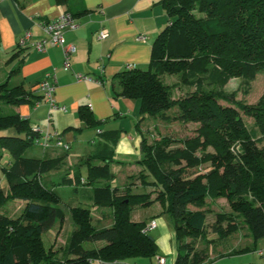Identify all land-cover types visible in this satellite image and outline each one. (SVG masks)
I'll use <instances>...</instances> for the list:
<instances>
[{
  "label": "trees",
  "instance_id": "obj_1",
  "mask_svg": "<svg viewBox=\"0 0 264 264\" xmlns=\"http://www.w3.org/2000/svg\"><path fill=\"white\" fill-rule=\"evenodd\" d=\"M163 5L170 22L155 38L149 65L121 71L114 77L119 85L115 94L137 101L144 119L197 127L193 136L182 138L163 134L150 142L143 136L142 155L135 162L141 169L131 175L135 181L128 187L111 181L121 130H100L103 122L88 105L79 107L78 116L96 130L97 151L49 185L50 172L62 167L70 148L52 145L63 150L56 157L27 155L32 146H39L41 135L14 107L37 106L44 94L39 84L41 94L12 82L24 58L0 83V160L5 154L10 157L2 167L9 191L0 187V209L13 200L25 203L17 217L0 211V264H91L97 259L114 263L155 257L158 243L143 231L150 221L132 219L134 207L155 202L172 219L175 264H204L212 246L242 230H247L252 245L228 253L257 250L264 238V93L255 103L238 99V93L241 83L249 84L264 71V0H164ZM87 11L66 12L76 17ZM166 75L179 80L167 83ZM235 79L240 86L231 89ZM180 85L191 89L176 98L174 89ZM242 114L254 119L255 129L247 127ZM201 166L209 169L189 171ZM136 179L150 190L133 192ZM56 186L85 187L90 193V204L69 207L75 227L61 255L47 249L43 240V233L66 217ZM219 198L227 200L229 210L216 211L215 220L208 223L213 212L208 200ZM107 207L112 209L111 224L99 225L101 218L96 224L93 211ZM211 233L216 237L209 238ZM101 241L102 246H85Z\"/></svg>",
  "mask_w": 264,
  "mask_h": 264
},
{
  "label": "crops",
  "instance_id": "obj_2",
  "mask_svg": "<svg viewBox=\"0 0 264 264\" xmlns=\"http://www.w3.org/2000/svg\"><path fill=\"white\" fill-rule=\"evenodd\" d=\"M163 2L164 0H71L69 4H62L57 0H22L20 4L16 0H0V83L7 79L20 58H24L21 69L12 77L15 84L24 83L26 89L41 94L36 86L49 74L56 75L54 97L57 103L66 106V111L52 110L45 100H41L37 106L22 105L17 111L40 130L62 135L70 144L64 163L68 159L77 162L96 152L98 148L96 130L88 128L78 116L81 105H88L95 117L103 122L100 130H121L115 157L120 155L121 159L127 156L137 160L141 157V140L147 133H151L150 126L146 124L151 120L143 118L137 101L116 96L115 91L119 89V85L114 77L127 67L146 68L149 65L155 38L170 22ZM82 9L88 11L77 14V26L64 32L63 46L47 45L46 51L43 52L34 47L33 42L48 37L43 23L57 20L67 10L77 12ZM103 29L108 35L100 39L98 35ZM29 33L30 36L26 39ZM140 36L143 40L139 39ZM64 47H75L70 53L67 68ZM18 50L22 53L12 59ZM80 73L100 78L103 83L80 81L76 77ZM152 126L156 130L154 123ZM88 129L94 133L89 134L86 131ZM88 142L93 146L89 147ZM37 148L40 155H33L36 157H56L63 152L55 146L46 151L40 146ZM118 161L119 165L140 170L136 163L123 159ZM61 169L50 173L48 180L53 178L55 181L54 176L58 175L56 172ZM81 171L83 173V169ZM58 187L60 186H56L57 190ZM70 187L75 189L74 186ZM82 188L78 187L77 192L87 195L85 199L90 201L89 190ZM86 201L84 203H88ZM100 213L99 223L111 224V213L105 209H100ZM132 219L146 223L156 220L157 226L149 234L156 239L159 251L155 257L129 259L121 264H161L158 261L161 256L166 259L164 264H175L177 241L172 219L164 212L162 205L155 202L148 207L136 206L132 211ZM243 240L236 239L237 248L234 249L252 245L251 238L245 237Z\"/></svg>",
  "mask_w": 264,
  "mask_h": 264
},
{
  "label": "rangeland",
  "instance_id": "obj_3",
  "mask_svg": "<svg viewBox=\"0 0 264 264\" xmlns=\"http://www.w3.org/2000/svg\"><path fill=\"white\" fill-rule=\"evenodd\" d=\"M165 80L167 83L175 84L178 82L179 78L177 76L166 75ZM240 83H241L240 80L235 79L232 81L230 88L232 89V88L238 87L240 86ZM190 89L191 88L184 86V85H180L178 87L175 86L174 96L176 98L181 97L183 96V94H185ZM239 89L240 90L238 93V99H241L247 103L257 102L258 99L261 97V95L264 93V71L260 72L256 76V78L253 81H251L249 84L241 83V86ZM222 103L226 104L224 101H222ZM14 109H17V107H14ZM242 116L249 129L256 128L254 119L252 117H249L245 114H242ZM149 121L150 122H147L146 124L150 126L151 133H147L146 136L150 142H153L155 139L160 138L161 135L163 134H170L174 137H179V138L187 137L191 135L193 136L195 134V129L197 127V124L195 123H189L188 125H185L181 122L167 123L160 119H149ZM152 123H154V126H156V130L152 126ZM86 131H88L89 134L94 133L93 130L91 129H88ZM88 146L92 147L93 145L88 142ZM43 151H46V150H43ZM27 155H40V151L37 148V146H32L28 150ZM115 159H116V162L112 164V171L114 173V177L111 181L114 186H117L123 189L125 187L130 186V183H133L132 181H135L131 175L138 173L139 170H136V168L134 169L133 167H130V166H123L122 164L119 165L118 160L123 159L124 161H130V162L135 163L137 158L123 156L121 159L120 155H118L115 157ZM9 161H10V157L8 154H5L3 158L0 160V187H2L5 192L9 191V185L5 178L2 167L7 166L9 164ZM74 162L77 163L78 161L76 162L74 159H68L67 162L63 163L61 167L62 169L59 172H56V174L58 173V175L54 176L56 177L55 181H58L57 177H60L62 174L69 171L72 168V166H75ZM82 169H83V175L86 176L87 169L85 167H83ZM207 169H209L207 166H201L199 168H192L189 171H191V173H196L198 171H206ZM52 181H53V178L48 180L49 185H51ZM136 181H138L136 182V184L135 183L131 184L133 192L142 193V192H146L150 190V189L142 187L139 180L136 179ZM77 189L78 188H75L74 190H72V187L70 186L58 187V191L63 199L62 207L66 211V217L63 223H61L58 220L51 228H49L47 231L43 233V240H44V244L46 248L53 249L54 251H56L57 254L59 253V255H61L75 227L73 220L71 218V215L69 213V207L76 205V204H83V205L86 204V206L90 204L89 201H86L85 199L87 195H83L82 193L80 194L79 192H77ZM85 201L88 203H84ZM24 206H25V203L23 201L13 200L7 203L5 206H3L0 209V211L10 216L17 217L21 214ZM208 206L213 208V212L208 214V217H207L208 223H212L215 220L216 211L229 210L228 202L225 198H219L216 200H208ZM105 210L109 212L112 211V209L108 207L105 208ZM142 214H145V213H142ZM93 216H94V222L97 224V219H100L99 217H101L99 208L93 211ZM103 223H107V222H103ZM98 224L100 225L102 223H98ZM246 233H247V230H242L238 232L236 235H233L230 238H228L222 245L217 246V247L212 246L210 250V256L204 262V264H251V263L264 264V238L258 241L257 250L255 251L250 250V251H247L246 253L236 252L235 254L228 253V252H231L232 249L237 248L236 239L243 240L246 237ZM208 237L215 238L216 234L211 233ZM103 244H104L103 241L96 242V243L86 242L85 246L88 248H91V247H96V246H102ZM242 244H244V242ZM204 245H205L204 242L200 243V247ZM238 245L241 246L240 243ZM261 251H262V254H260ZM225 253H227L228 255Z\"/></svg>",
  "mask_w": 264,
  "mask_h": 264
},
{
  "label": "built area",
  "instance_id": "obj_4",
  "mask_svg": "<svg viewBox=\"0 0 264 264\" xmlns=\"http://www.w3.org/2000/svg\"><path fill=\"white\" fill-rule=\"evenodd\" d=\"M77 26L75 22V17L71 12H64L57 20L51 21L48 23H43V28L45 33L48 35L47 38L41 39L39 41L33 42L34 47L38 51H46L47 45L52 46H63L64 42V32L73 29ZM108 33L105 29L101 30L98 37L100 39L106 38ZM30 36V33L27 34L26 39H28ZM140 40H143V37H139ZM75 50V47H64V53H65V66L68 67V61L70 58V53ZM77 79L82 81H94L96 83L101 84L102 81L97 78H93L86 74H77ZM56 84H57V78L55 74H49L47 78L40 82L38 85V89L44 94V100L47 101L52 110L56 111H66V106L61 105L57 103L54 94L56 90ZM33 130L35 132L40 133L39 139H37L36 144L42 147L43 149H48L52 145L63 147L64 149H69L70 144L66 142L63 137L59 133H51L49 131H42L38 126H33ZM157 222L155 219L151 220L144 228V232L149 233L152 229L156 228ZM158 261L161 264H164L166 259L164 257H158ZM95 262H98L100 264H108L109 262L103 261L100 259L92 260L91 264H94ZM123 261H114V263L121 264ZM65 264V263H60Z\"/></svg>",
  "mask_w": 264,
  "mask_h": 264
}]
</instances>
